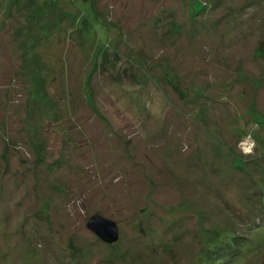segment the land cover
Returning <instances> with one entry per match:
<instances>
[{
  "label": "rangeland",
  "instance_id": "rangeland-1",
  "mask_svg": "<svg viewBox=\"0 0 264 264\" xmlns=\"http://www.w3.org/2000/svg\"><path fill=\"white\" fill-rule=\"evenodd\" d=\"M0 152V264H200L264 218V0H0ZM257 237L227 264H264Z\"/></svg>",
  "mask_w": 264,
  "mask_h": 264
},
{
  "label": "trees",
  "instance_id": "trees-1",
  "mask_svg": "<svg viewBox=\"0 0 264 264\" xmlns=\"http://www.w3.org/2000/svg\"><path fill=\"white\" fill-rule=\"evenodd\" d=\"M176 85L177 84H173V86H175V87H176ZM94 116L97 118L96 120L102 122L101 118L99 117V115L95 111H94ZM65 119L68 121V123H70V124L67 123V125L72 126V129H74L76 132L78 126L75 124V122H74L75 120L71 117H68ZM64 123H66V122H64ZM16 124H15V122H13L11 124V128H12L11 129V132H12L11 136H12V138L20 137L24 140V133L25 132H24V130L20 129V127L17 126L18 124L17 125ZM66 128L68 129V127H66ZM61 129L62 128H59L60 131H61ZM77 131H79V130H77ZM57 136H59V135L57 134ZM51 138H54V137H51ZM51 138L46 140L45 145L49 144V146H50L49 140ZM248 139H250V138L245 139L244 142L247 141ZM78 140L79 141H77V145L70 147L68 149V152L70 153V154L68 153V156H63V154H61V153L56 154V155L59 154L60 157L58 159H55V162H53V163L49 164V166H47L46 171H48V173L50 172V174H52V175L54 172L59 173L60 167L64 166V170L62 173L70 175L74 168L79 167V164L81 163V159L83 158V155H84L83 151H86L87 148L86 149L82 148L83 144L86 143V140L84 138L80 137V138H78ZM57 141L59 143V139ZM131 141H133V140H131ZM131 141L126 140V142H125V144H127L126 146L128 147V149H126V152H127V154H130V155L132 154V149H131L132 146L128 145V144H130ZM249 142L251 143V146L253 145L252 148H254V144H252L254 142V140H253V142H252V140ZM2 143H4V142L2 141ZM23 144H25V143H23ZM30 144L33 146H40L42 149L41 151L43 152V148H42L43 144H36V143L31 142V141H30ZM5 147H7V146L5 145ZM132 148H134V147H132ZM56 150H57V148H55V151ZM4 151H6V150L4 149ZM111 153H113V150L110 148H107V150L103 151L100 155H103L105 157H110L109 155H111ZM136 168H138V170ZM136 168L133 169L132 172H130V174H131L130 176H129V173L127 171H125L124 169L121 171V173L123 175L121 178L125 177L124 191H126V192H129L130 190H132V192L137 191V188L135 186V183L138 180L137 179L138 178L137 173H138V171H142V169H140L139 167H136ZM41 169H42V164H41ZM41 172H44V170L42 169ZM55 182L57 183L59 188H61L62 190L64 189V190H66V192H68L69 189L67 188L66 184H63V183L59 182L58 180H55ZM59 195H61L60 192H58V196ZM67 196H70V195L68 193H66V194L63 193L59 197H61V200H63ZM131 197H132V195H131ZM2 205H3V203H2ZM41 205H43V208H44L45 203H42ZM259 210H260V213H262L264 215V208L259 209ZM43 212L45 213V215H48V213H49V211H45V210H43ZM42 213L38 212L37 215H41ZM53 216L55 217V215H53ZM238 220H239L240 224L243 227H245L247 230L245 229L244 233H242V234L234 233L229 228L226 230V232H224V231L223 232L213 231V235L206 239L207 243H203L201 245L202 246V251H201L202 257L199 256V260L201 263L203 262V264H227L228 262H231L233 260H237L242 256V253H244V250L247 247V245L251 244L254 241L258 242V237H257L258 235H262L264 237V218L263 217L260 220L261 221L260 223H256V221L254 219L250 220V218H248L247 216H245V217L240 216L238 218ZM212 241H213L212 245L210 247H208L209 243ZM201 258H202V260H201Z\"/></svg>",
  "mask_w": 264,
  "mask_h": 264
},
{
  "label": "water",
  "instance_id": "water-1",
  "mask_svg": "<svg viewBox=\"0 0 264 264\" xmlns=\"http://www.w3.org/2000/svg\"><path fill=\"white\" fill-rule=\"evenodd\" d=\"M86 228L102 242L113 244L119 238V229L115 221L96 213L86 220Z\"/></svg>",
  "mask_w": 264,
  "mask_h": 264
}]
</instances>
